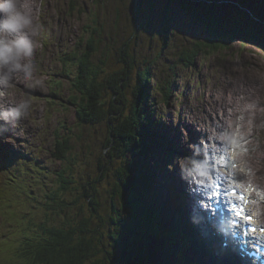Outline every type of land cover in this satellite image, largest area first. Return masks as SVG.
Listing matches in <instances>:
<instances>
[{"label": "rangeland", "instance_id": "rangeland-1", "mask_svg": "<svg viewBox=\"0 0 264 264\" xmlns=\"http://www.w3.org/2000/svg\"><path fill=\"white\" fill-rule=\"evenodd\" d=\"M168 1L170 0H19L22 10H30L32 15V25L26 31L33 38L34 52L31 59L36 65V71L31 79H26L20 71L13 72L12 83L3 89L1 95L7 98L10 95L8 100L12 106L27 99L30 107L26 116L18 123L9 125L10 127L5 125V130L0 134V161L3 160L0 165L6 164L4 169L9 168L7 171H11L10 174L0 172V264H9L5 261V249H11L28 224H32L33 226H28L40 235L44 228H63L68 225L75 227L85 219L89 221V230L93 231L98 226L102 233L99 248L104 255L108 254L110 264H118L114 262V256L117 257V252L122 249L121 245L138 237L133 224L135 217L132 215V201L123 193L121 180H117L115 174L117 172L118 178H121V171L130 161L129 158H133V154L128 151L120 159L113 158L128 144L127 140L121 139L125 136L124 128L116 125L121 122L119 117L123 118V115L118 117L109 111L110 117L106 114L103 115L105 117L100 116L99 124L79 125V110H84L82 114L79 111L84 121L94 119L93 109L98 106L97 102L113 103L114 105H110L114 106V110L117 106L119 110L124 109L135 122L136 116L132 115L131 107L136 102L141 115L147 110L156 113L158 128L154 129V133L157 134V144L151 148L154 139L147 138V142L151 143L150 151L138 164L144 165L148 170L138 166L137 174L151 176L164 185L166 181L174 179L177 171L181 173L179 165L182 157L176 151V146L178 145V150L186 149L185 152L193 154L194 144L187 141V137L192 135L185 130L186 126L194 125L193 132L202 133V137H196V144L198 142L203 154H207L209 151L206 150L213 141L208 140L207 144L205 133L207 134L208 127L211 128L212 122L219 124V121H213L217 118L215 114L220 113V109L229 100H233L232 108L235 110L243 111L246 108L241 105V101L238 102L239 93L246 99L243 100L244 105L252 103L247 101L252 93L259 102L257 110L264 117V85L261 91L263 94H253L255 86L250 83L247 75V70L256 69L264 76V50L261 45L256 41L243 42L238 39L226 48H216L215 53L206 54L202 44L211 40L212 34L199 25V20L193 19L194 14L190 13L191 16L187 11H179L172 0L173 10L167 13ZM186 1L203 6L202 3L211 4L221 0ZM223 1L233 3V0ZM258 1L259 8L262 5L260 11L264 12V0ZM195 9L199 11V7ZM166 14H169V19H166ZM239 17L245 19L242 15ZM165 24L170 25L166 31ZM90 32L94 40H100L95 55L93 52L90 54L91 64L101 68L103 79L114 75L116 71L122 72L128 64L134 66L129 72V76H132L131 85L124 92L114 93V88L117 89V85L120 87L121 82H112V79L110 82L104 79L102 85L106 88L102 87L98 93L94 91L93 95H90L92 92L89 94V85L81 84L79 87L82 92L73 88V81L77 80L79 73L78 59H70L63 69L59 58L68 52H72L73 57L77 58L86 53V40ZM201 49L203 52L199 51ZM256 62L259 64L255 65ZM145 72L151 76V80L143 88L146 93H139L142 86L139 88L138 82ZM256 86L258 88L257 84ZM168 88L170 90L164 92ZM160 92L171 94L168 103H163ZM120 94L123 95L122 99ZM97 95L101 98L98 101L95 100ZM7 98L3 99L8 102ZM150 100L155 101L152 108L148 105ZM129 101L131 105L126 106ZM79 102H82L80 108L74 106ZM149 111L145 114L152 115ZM233 117L237 119L229 121L230 124L243 119V113ZM261 117L254 120V129L259 132L256 131L252 138L253 153L250 152L248 156L252 161H255L254 156L260 159L259 144H262L264 151V121L260 123ZM152 118L150 120L153 122ZM178 125L182 126L176 133L174 129H178ZM61 138L68 139V144L72 145L67 161L64 162L53 156L55 142ZM161 143L166 148L164 151L160 148ZM115 149H119V152ZM19 154L21 159L17 160ZM149 166L152 169L154 167L155 173H151ZM262 166L264 173V162L260 168ZM250 170L254 174L253 180H258L261 184L264 175L257 170ZM165 173H170L169 177H160L163 180L159 181L156 175ZM63 178L68 181V185L62 183ZM205 179L211 182L212 178L207 176ZM192 182H197V179ZM198 182L202 183L203 180ZM152 183V190L153 186H159L155 181ZM260 186L264 189L262 184ZM62 187H66L67 191H60ZM160 188L165 190L163 186ZM156 193V201L162 206V219L159 221L164 219L166 223H172L171 228L167 231L164 229L167 247L161 249L164 236L157 233L154 234V240L151 234L150 239L145 238L135 244L143 248L140 250L143 264H180L176 260L181 251L187 252V243L183 239L187 240L185 237L180 239L181 230L175 228L177 223L172 218L174 206L169 196H164L160 189ZM5 201L9 202L10 208ZM146 201L144 202L150 208ZM149 208H146L147 211ZM263 210L264 205L261 211L264 225ZM154 211L153 208L151 212ZM112 220L116 226L112 224ZM153 222L157 224L156 221ZM150 225L146 229L153 231L154 228L150 229L153 224ZM206 257L203 263L211 264ZM184 260V264L189 261L186 258Z\"/></svg>", "mask_w": 264, "mask_h": 264}, {"label": "trees", "instance_id": "trees-1", "mask_svg": "<svg viewBox=\"0 0 264 264\" xmlns=\"http://www.w3.org/2000/svg\"><path fill=\"white\" fill-rule=\"evenodd\" d=\"M221 1L211 2L212 4H208L207 2L202 3L203 7L207 6L206 9L207 11L205 13H200L198 11L195 12L194 8H196V6L192 7V5L188 4L189 7L192 8L188 10H190L194 15L195 14L199 15L200 13L198 17L195 16V20L197 19L199 20V22L204 21L203 23L205 25L206 32H210L212 34V39L207 40L205 41V44L204 43L202 44V47L204 46L203 47L204 53L206 54L211 52L215 53L216 48H226L235 39H242L243 42L253 41V40L257 41L258 39L259 44L264 50V25H263L264 12L260 11L262 5H260L259 8L258 6L259 1L233 0V3L227 2L229 4H238L250 14V15L244 14L245 19L246 18L248 19L245 20L241 17L242 22L237 21L240 22L238 28L236 27L237 26L235 24L236 20L234 21L235 18H233L231 10H228L226 6L227 5L226 2H224L223 0ZM182 2H184V0H182ZM212 5H217V6H215V9H213ZM167 13H169L168 10ZM168 15L169 14H166L165 17H167ZM167 28H169V25L165 24L164 30L166 31ZM255 37L256 39H254ZM86 42H87V45L85 47L86 48L85 50H87L86 53L84 52L83 55L78 56V58L76 56L73 57L74 56L73 54L67 57V60L78 59V63H79V73L77 76V80L73 81L74 82L73 88L75 87L76 90L78 89L79 92H82V89L79 86L81 84L89 85L88 87L91 88L89 89V94L92 92V94L90 95H93L94 91L98 93L97 91L102 89V87L103 89L106 88L105 85H102L104 79L109 80V82L112 79V82H114L115 80L118 83L121 82L120 87H118L117 85V89L114 88L116 90L114 91V93L116 94L118 92H122V91L124 92V90L131 85L130 83L132 82V76H129V72L132 71V67L134 68V66L132 64H128V67L122 72H120V70L119 72L116 71L114 75L111 74L107 78L103 79V77L101 76V72H102L101 68L96 64L94 65L91 64L92 62L90 55L92 52L95 55L100 40L98 41L94 40V37L90 32L88 34V38ZM91 43L93 44L91 45ZM196 47L199 48V45L196 44ZM199 51L203 52L202 49ZM99 63L103 65L102 62ZM139 80H140V82H138L140 83L138 85L139 88H141L142 86L141 88L142 90H139V88L137 87L139 93L140 92L146 93V91L143 88L144 86H147L148 81L151 80V76L147 72H145L144 75H142L141 79ZM167 90L169 91L170 88L165 89L164 92H167ZM160 94L163 103L165 104L168 103L171 94L163 93V92H160ZM119 96H121V99L123 98L122 94H120ZM99 97L100 96L97 95L96 97L97 99L95 100L96 101H98V99L100 100L101 98ZM139 99L140 98H138V100ZM154 102L155 101L150 100L148 105L151 106L152 108L154 107L153 105H155ZM97 103L98 106L97 105L94 106L93 109V111H95L94 119L84 121L81 115L84 112V110L82 109L81 111L79 110L81 114L79 111L77 112V119L79 121L77 123L79 125H83V123L84 124L87 123L90 126H94L96 124L101 123V120L98 119L100 116L106 114V116L109 118L110 117L109 111H111V114L118 115V117L119 115L120 116L123 115V118L119 117L122 119L121 122H118L116 125L120 126L121 129L124 128L125 136L121 137V139L127 140L128 144L124 145L123 148H121L122 149L121 153H118L113 158L120 159L126 156L128 151L130 152L129 154H133V158L132 156L129 158L130 161L126 163L125 165L126 167L124 168L123 171H121L124 175L122 174L121 178L120 177L118 178L117 172L115 174L117 180H121L120 182L123 187V193L127 195L132 201V205H131L132 215L135 217L134 219L135 223L133 224L136 227L135 232H137L138 237L134 238L132 241L127 240L125 244L121 245L122 249L120 248L119 250L120 253L117 252V257L114 256V262L118 264H143L142 263L143 259L141 254L142 252L140 251L142 247L140 245H136L135 242L138 241L142 242V239L145 238L150 239L151 236L153 238L152 240H154L156 238L155 231L159 233L158 231L159 227L156 226L155 223L153 222L154 214L153 212H151L153 207L152 206H150V208L147 207L146 203L143 201L142 197L145 194V187L147 186H145L146 183V181L144 180L145 178L140 174H137L138 171L137 167L140 166L142 169L144 168L146 169L144 165L138 164V161H141L142 158L144 159L150 151L149 148L151 143L149 144L147 142V138L153 137L154 139L151 148L157 144V142L155 141L156 137L154 133V129L158 128L157 115L156 113L151 112L149 110H147V112L149 111V113L150 112L153 113L152 115L145 114L146 111L144 112L143 115H141L140 111L138 110V106L136 102V105L131 107L133 108L132 115L136 116L135 119L137 121L135 122L133 118L128 117L127 115L128 113H125L124 109L119 110L117 106V108H115L114 110L113 103H110L113 105L107 104L106 102H97ZM75 105L77 108L78 107L80 108L82 102H79V104L78 103L74 104V106ZM129 105H131V101H129V104H127L126 106ZM135 113H137V115H135ZM151 117H153L152 118L153 122L150 120ZM68 142H69L68 139H62V138L60 139V141L57 140L55 142L56 145L53 154L54 158L56 157V159L62 162L67 161V156L68 154H70V151L72 150V145L68 144ZM115 150L119 152V149H115ZM141 180L144 181L141 183ZM62 183L68 185V181H64V178L62 180ZM151 184L153 185V183ZM63 190L67 191V188L62 187L60 191ZM5 203L6 206H8L9 208L11 207L9 205V202L5 201ZM146 208L147 209L149 208V210L147 211ZM154 210H156V208ZM149 219H151V221ZM88 223L89 221L83 219L75 227H71L70 225H68L67 226L68 228L67 227L49 228V229L44 228L40 235H38V233H36L34 229L28 226L32 224H28L23 229V235H21V238L18 241L14 242V244L11 246V249L9 248L7 250L5 249L7 254L5 261H7V263L9 264H110L109 262L110 258H107L108 254L106 253L104 255V253L99 248L100 236L102 233L98 230V226L93 231L89 230ZM114 223L115 222L112 220L113 225ZM150 223L153 224L152 227L154 228V233H151L149 229H146L148 228V226H151ZM114 226H116V224ZM164 231L165 230L162 228V232ZM122 235L123 234H120V236ZM99 254H102L103 256H99Z\"/></svg>", "mask_w": 264, "mask_h": 264}, {"label": "bare ground", "instance_id": "bare-ground-1", "mask_svg": "<svg viewBox=\"0 0 264 264\" xmlns=\"http://www.w3.org/2000/svg\"><path fill=\"white\" fill-rule=\"evenodd\" d=\"M184 2L179 0L178 4H181V10H179V11H181V12L187 11L189 15L193 14L190 10H188V9H192L191 7H189L188 4H190V5H194V4H192L191 1H190V3L187 1L185 3ZM167 3H168V5H167L166 10H168V11L173 10L172 5H171V1H168ZM20 6H21V3H20ZM194 6H196V5H194ZM206 9H207V7H203V6L199 7L198 12L205 13L207 11ZM195 12H196V9H195ZM200 13H199V15H200ZM199 15L195 14L193 16V19H195V16L198 17ZM167 18L168 17H166V19ZM200 22L202 23V25L204 24L203 21H200ZM205 31H206V29H205ZM256 42H258V39ZM70 55H72V52L71 53L68 52L66 54L64 53L59 58V62L61 63L63 69H65L64 68L65 63L69 62V60H67V57H69ZM256 64H259V63L256 62L255 65ZM247 73H248L247 75L249 76V79H250V83L255 86V90H254L253 94L259 93V92L261 94H263L261 91H262V86L264 85V76L260 75V72L256 71V69L255 70L249 69V70H247ZM59 74H60V72H59ZM256 84L258 85L259 90H258ZM252 88H254V87L252 86ZM3 91H4L3 89L0 90V109L5 108L8 104L9 105L7 107L12 106V105H10V101H9L10 95L8 97L9 100L7 97L1 96L3 94ZM24 92H26V88H25ZM35 95L38 96V94H35ZM238 95H239L238 98L240 99V100H238V102L241 101L242 102L241 105L245 106L246 108L243 111L240 110L239 108H238L239 110H235L234 108H232L233 100H229V103L228 104L226 103L227 105H225L224 108L220 109V107H219L220 113L215 114V116H217V118H215V120H213L214 122L219 121V124L215 125L212 122L211 128L208 127L207 128V134L205 133V139L207 137V144H209L208 140L213 141V144L212 145L209 144V148L206 150V151H209L207 154H205V153L203 154L202 147H200V144L198 142L196 144V137L201 136L202 133L197 134L196 132H193L194 131V125H193V127L192 126L191 127L190 126L185 127L186 128L185 130L188 131L189 134L192 135V137H187L188 143L194 144L193 146H195L197 151L200 152V154L203 156V158H205L208 161V176L212 178L211 182H213V183H215L217 181V179L215 177L217 174H220V175L223 174L222 171H229L232 174L233 170L235 171L234 174L238 178L242 179L244 182H247L249 180H252L253 182L255 181V180H253V177H254L253 172L252 173L250 172L249 174L238 173L239 171L235 170V168L237 169L236 165L234 167V166H231L230 164H228V163L234 164V162L231 160L229 162H227L228 161L227 154L229 155V153H226V155H225L226 150H225V147L223 146L225 141L229 142L232 140V138L235 140H239L244 135H246V137H247V139L244 141V143L249 148H243V149H245L244 154H238L235 158L238 161L239 165L242 166L243 168L257 170V172L261 173V175H264V173H262L263 166H262V168H260V165H263V162H264V157H262V155L264 153V151L262 150V148H263L262 144H259L260 159L253 155L255 161H252V159H249V158H247L248 156H246L248 154L247 152L253 153L252 152L253 149L250 150L252 147H254V145L252 144L254 142V140L252 138H254L256 131L259 132L258 130L254 129V122H255L254 120L257 118H260L262 116V115H260V113L257 110L259 102L254 99L255 96H253L251 93V98H249L247 101H250L252 103H246L244 105V102H243V100L245 99L244 96L241 93H239ZM6 96H8V95H6ZM3 98H7L9 103L6 100H4ZM11 102H15V101H11ZM14 104H16V103H14ZM241 112L243 113V119H241V120L238 119V121L236 120L234 123L230 124L229 121H233V120L237 119V117L235 118L233 116L235 114L239 115ZM263 115H264V113H263ZM219 116L221 118H219ZM211 117L209 116V118H211ZM223 117L227 118V119H224ZM261 121L262 122L264 121V117H261L260 123H261ZM181 122H183V121H181ZM239 124L242 125V129L237 128V126ZM0 125H2L3 128H5L4 127L5 125L10 127L9 124H6L4 122H0ZM181 126H179L178 129L175 128L174 132L178 133L177 131L180 130ZM248 130H250V131H248ZM2 133H0V134H2ZM171 135H174V134H171ZM155 137H157V134L155 135ZM174 137H175V135H174ZM205 142H206V140H205ZM160 145H161L160 148H162L164 151L166 149L164 147V143L163 144L161 143ZM176 147H177L176 151L178 152V154H180V157H182V160L185 157H189V156L193 155L190 152H188V153H190V155L187 152H185L186 149L185 150H182V149L178 150V145ZM256 152H258V151H256ZM212 153H213V155H212ZM17 156H18L17 160H20L21 159L20 154ZM2 161L3 160L0 161V164ZM4 165L7 166L6 164H4ZM4 165H0V172L5 171L7 174H10L11 171H7V170H9V168L4 169ZM149 169H151L152 174L155 173L154 167L152 169L149 166ZM146 170H148V169L146 168ZM147 174H148V171H147ZM169 175H170V173H168V174L165 173L163 175L157 174L156 176H158L159 181H161V180H163V178H160V177H163V176L169 177ZM143 177L145 178V180H147L145 183V186H147V187H145V194L143 195L142 198H143V201L147 200L146 202L148 205L152 206L154 209L156 208V210L153 212L154 213L153 220L157 222V224H155V225L159 227V229H158L159 233H157L156 231H155V233H157L158 235L164 236L161 247L162 248L167 247V243H166L164 234L166 233L168 228H171L170 226L172 225V223H168V222L166 223L164 221V219L162 221H159L160 219H162V215H161L162 214V206L160 205L159 202L156 201V198L158 195L156 193L157 189H160V191H162L164 193V196H169V200H170L171 204L174 206V209H173L174 215L172 216V218H175L176 223H177L175 228L176 229L180 228V230H181V232L179 233L180 239H183V237H185L187 240V241H185L183 239V242L187 243V252L181 251V255H179V259L176 261L180 262V264H184L183 261H186V260H184L186 258V259H189V261L187 260L188 261L187 264H204L203 263L204 258L207 256L208 261L211 264H230V263H228V259H227V255L230 256V254L225 253V250H224L225 249V239L227 238L228 241L227 240L226 241L229 242L232 239V237L235 235L233 232H238L240 230V228L237 226V223L235 225L233 224L234 219L232 217H230L228 215L221 214V212L218 210L217 206H214V204L219 205L218 199H217L216 195H211L209 193V191L211 189V185L209 184V182L205 178L200 179V180L197 179V182H192V180L189 181V180L181 179V173L178 171L176 172L174 179L171 181H168V182L166 181L165 185L163 183L157 182L156 179H154L151 176H149V177L143 176ZM201 180H203L202 183H204V184L198 182ZM152 181H155L156 183L159 184V186H156V185H155V187L153 186L154 191L152 190V187H151ZM254 183L257 187H260V189L262 190V193H264V189L260 186L262 184L264 187V181L261 182V184H259L258 180H256ZM216 185H218L217 182H216ZM149 186L151 187V189ZM160 186H163V189H165V190H162L160 188ZM251 189L252 188H249L250 192H251ZM148 192L152 193V194H149ZM220 192H222V191H220ZM148 194H149V196H148ZM254 194H255V192H253V195ZM151 196H153L155 198L152 199ZM153 201L156 203H154ZM215 201H217V202H215ZM245 201L247 202L248 198ZM211 203H213V204H211ZM236 208H237L238 212H240L239 213L240 218H242V216L247 215L245 213H242L243 211L241 208L239 209V205L236 206ZM247 208H248V206L246 207L245 210H247ZM213 209L217 210V214L213 211ZM249 209L250 210L252 209V211H250ZM249 209L247 210V213L250 211L249 214L251 216L256 215L255 212H258V210L262 211V207L257 206V204L254 201L252 202ZM159 211H161V213ZM263 212H264V210H263ZM226 214H228V213H226ZM231 214H232V216H235V215H233V213H231ZM221 215H223V217ZM223 218H224V220L221 221V219H223ZM164 223H166L167 226H165ZM162 228L165 229L166 231L162 232ZM150 229H153V227ZM150 232L154 233V230L150 231ZM171 234H172V232H171ZM166 235L169 236V234H166ZM211 239H212V241H211ZM242 244H243L244 248H246V251L249 253L248 245H246L245 243H242ZM231 246H232V244H231ZM260 255L262 256V253ZM202 256H203V260H202ZM245 259L249 260L247 257H244V254L242 255V254H240V252H238L237 258L235 257L234 262H237V264H238V262H239V264H243L242 261ZM255 260H256L257 264H262V260H259V258L257 256H255Z\"/></svg>", "mask_w": 264, "mask_h": 264}, {"label": "clouds", "instance_id": "clouds-1", "mask_svg": "<svg viewBox=\"0 0 264 264\" xmlns=\"http://www.w3.org/2000/svg\"><path fill=\"white\" fill-rule=\"evenodd\" d=\"M32 22L30 10H22L19 0H0V90L11 84L13 72L20 71L26 79H31L36 71L31 59L34 52L33 38L26 31ZM29 107L30 102L25 99L14 106L0 109V122L9 125L18 123L26 116ZM4 130L0 125V133ZM179 166L181 179L191 181L208 176V161L195 146L193 155L183 158ZM257 194L264 198V194L259 191Z\"/></svg>", "mask_w": 264, "mask_h": 264}, {"label": "water", "instance_id": "water-1", "mask_svg": "<svg viewBox=\"0 0 264 264\" xmlns=\"http://www.w3.org/2000/svg\"><path fill=\"white\" fill-rule=\"evenodd\" d=\"M172 1H174V3L177 5V7H178V9H181V4H178V2H179V0H172ZM172 1H171V3H172ZM182 1V0H181ZM186 1V0H185ZM227 4V3H226ZM201 5L200 4H197L196 5V7H200ZM213 6V9H215V6H217V5H212ZM227 6V8H228V10H231V12H232V16L234 15V13H236V16L234 17L235 19H234V21L236 20V22H235V24L237 25H239L240 24V22H237V21H241L242 20V18H240L239 16H244V14H248V15H250L249 14V12H247V11H245L241 6H239L238 4H227L226 5ZM196 11H198L197 9H196ZM230 12V11H229ZM245 18V17H244ZM196 21V20H195ZM242 22V21H241ZM199 23V25H201V27H203L204 29H206L205 28V25L203 24L202 25V23L201 22H198ZM238 25L236 26L237 28H238ZM254 39H256V37L254 38ZM238 39H235L234 41H237ZM253 41H256V40H253Z\"/></svg>", "mask_w": 264, "mask_h": 264}, {"label": "snow or ice", "instance_id": "snow-or-ice-1", "mask_svg": "<svg viewBox=\"0 0 264 264\" xmlns=\"http://www.w3.org/2000/svg\"><path fill=\"white\" fill-rule=\"evenodd\" d=\"M219 179H220L221 181H224V180L228 179V177H225L223 174H221L220 177H219ZM235 187L238 188V187H240V186L237 184V185H235ZM231 194H232V195H235V192L233 191ZM222 195H224V196L229 195V190H228L227 188H225L224 191H223V193H222ZM239 199H240L241 201H243L245 198L241 195V196L239 197ZM238 214H239V213H238ZM245 219L251 221L252 218H251V216H247V217H245ZM262 231H264V230H262ZM252 243H253V245H255L256 241H253ZM257 250L260 251V252L262 253V258H264V247H262V248H260V249H257Z\"/></svg>", "mask_w": 264, "mask_h": 264}]
</instances>
